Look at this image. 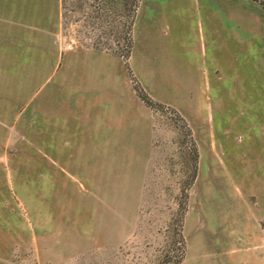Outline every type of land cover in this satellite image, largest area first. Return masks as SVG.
<instances>
[{
	"label": "rangeland",
	"instance_id": "1",
	"mask_svg": "<svg viewBox=\"0 0 264 264\" xmlns=\"http://www.w3.org/2000/svg\"><path fill=\"white\" fill-rule=\"evenodd\" d=\"M0 264H264V0H0Z\"/></svg>",
	"mask_w": 264,
	"mask_h": 264
}]
</instances>
